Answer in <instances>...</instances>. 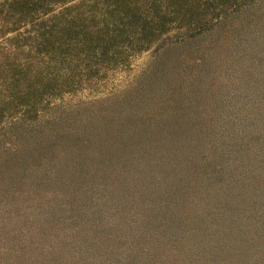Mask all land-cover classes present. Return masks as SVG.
Returning a JSON list of instances; mask_svg holds the SVG:
<instances>
[{
	"label": "rangeland",
	"instance_id": "obj_1",
	"mask_svg": "<svg viewBox=\"0 0 264 264\" xmlns=\"http://www.w3.org/2000/svg\"><path fill=\"white\" fill-rule=\"evenodd\" d=\"M263 123L254 0L5 123L0 264H264ZM118 132L132 139L115 142Z\"/></svg>",
	"mask_w": 264,
	"mask_h": 264
},
{
	"label": "trees",
	"instance_id": "obj_2",
	"mask_svg": "<svg viewBox=\"0 0 264 264\" xmlns=\"http://www.w3.org/2000/svg\"><path fill=\"white\" fill-rule=\"evenodd\" d=\"M253 1L0 0V130L36 119L51 98L98 85L135 54L200 34ZM171 30L179 32L172 37ZM117 134L115 142L132 139ZM214 170L201 178L203 187L214 182ZM237 180L233 174L226 184L235 188Z\"/></svg>",
	"mask_w": 264,
	"mask_h": 264
}]
</instances>
